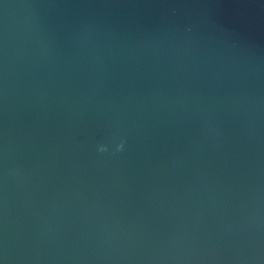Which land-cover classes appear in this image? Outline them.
Returning a JSON list of instances; mask_svg holds the SVG:
<instances>
[{
  "label": "water",
  "instance_id": "1",
  "mask_svg": "<svg viewBox=\"0 0 264 264\" xmlns=\"http://www.w3.org/2000/svg\"><path fill=\"white\" fill-rule=\"evenodd\" d=\"M0 264H264V0H0Z\"/></svg>",
  "mask_w": 264,
  "mask_h": 264
},
{
  "label": "clouds",
  "instance_id": "2",
  "mask_svg": "<svg viewBox=\"0 0 264 264\" xmlns=\"http://www.w3.org/2000/svg\"><path fill=\"white\" fill-rule=\"evenodd\" d=\"M101 151H105L106 149L105 148H103V147H101V149H100Z\"/></svg>",
  "mask_w": 264,
  "mask_h": 264
}]
</instances>
